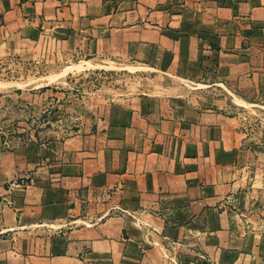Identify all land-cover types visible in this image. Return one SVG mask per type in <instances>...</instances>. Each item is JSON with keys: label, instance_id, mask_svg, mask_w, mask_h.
Masks as SVG:
<instances>
[{"label": "crops", "instance_id": "1", "mask_svg": "<svg viewBox=\"0 0 264 264\" xmlns=\"http://www.w3.org/2000/svg\"><path fill=\"white\" fill-rule=\"evenodd\" d=\"M7 57L134 82L94 92L67 136L9 149L0 125V264L264 263L255 154L227 113L264 108V0H0ZM42 89L20 106L59 95Z\"/></svg>", "mask_w": 264, "mask_h": 264}, {"label": "rangeland", "instance_id": "2", "mask_svg": "<svg viewBox=\"0 0 264 264\" xmlns=\"http://www.w3.org/2000/svg\"><path fill=\"white\" fill-rule=\"evenodd\" d=\"M75 64L67 68L61 64L23 62L15 57L0 59V125L16 127L15 130L13 126L6 129V134L9 135L4 138L9 144V149L14 145L28 143L34 137L43 140L53 136L70 135L77 129L76 126L82 124L84 118L90 115L89 108L94 103V92L102 90L101 94H106L123 89L134 82L122 69L123 65L107 62L104 63V68L85 70L82 64ZM46 85L54 93H59L56 98L53 96L51 104L46 108H37L34 105L20 106L21 94L38 93V89L43 91L42 87ZM61 92H68L67 96H70L68 107L63 109L59 108L63 102L60 100ZM58 100L60 102H57ZM250 102L255 103V100ZM243 105L236 107L230 101L227 113L238 118V131L245 138L244 147H248L255 154L254 164L243 171L242 179L248 189L246 192L255 202L252 214L261 225V230H264V108L259 107V104ZM52 116H55L57 121L63 120L62 124H58L59 127L46 124Z\"/></svg>", "mask_w": 264, "mask_h": 264}, {"label": "built area", "instance_id": "3", "mask_svg": "<svg viewBox=\"0 0 264 264\" xmlns=\"http://www.w3.org/2000/svg\"><path fill=\"white\" fill-rule=\"evenodd\" d=\"M26 186V181L22 179H15L9 184V190H14V188H24ZM264 264V263H263Z\"/></svg>", "mask_w": 264, "mask_h": 264}]
</instances>
